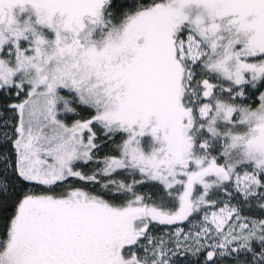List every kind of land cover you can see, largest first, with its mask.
<instances>
[{
    "label": "snow or ice",
    "instance_id": "6c2138e0",
    "mask_svg": "<svg viewBox=\"0 0 264 264\" xmlns=\"http://www.w3.org/2000/svg\"><path fill=\"white\" fill-rule=\"evenodd\" d=\"M0 264H264V0H0Z\"/></svg>",
    "mask_w": 264,
    "mask_h": 264
}]
</instances>
